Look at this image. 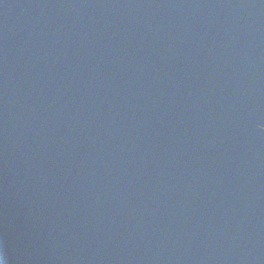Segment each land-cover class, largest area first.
<instances>
[{
	"label": "water",
	"instance_id": "water-1",
	"mask_svg": "<svg viewBox=\"0 0 264 264\" xmlns=\"http://www.w3.org/2000/svg\"><path fill=\"white\" fill-rule=\"evenodd\" d=\"M0 264H264V0H0Z\"/></svg>",
	"mask_w": 264,
	"mask_h": 264
}]
</instances>
